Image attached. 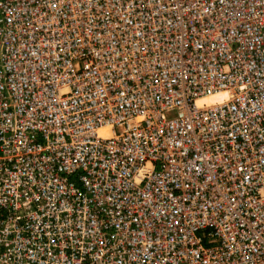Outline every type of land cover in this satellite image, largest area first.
<instances>
[{"label":"built area","instance_id":"obj_1","mask_svg":"<svg viewBox=\"0 0 264 264\" xmlns=\"http://www.w3.org/2000/svg\"><path fill=\"white\" fill-rule=\"evenodd\" d=\"M49 261L264 264V0H0V264Z\"/></svg>","mask_w":264,"mask_h":264},{"label":"rangeland","instance_id":"obj_2","mask_svg":"<svg viewBox=\"0 0 264 264\" xmlns=\"http://www.w3.org/2000/svg\"><path fill=\"white\" fill-rule=\"evenodd\" d=\"M29 264H90V263H74V262H61V261H57V262H47V263H44V262H33V263H29Z\"/></svg>","mask_w":264,"mask_h":264},{"label":"bare ground","instance_id":"obj_3","mask_svg":"<svg viewBox=\"0 0 264 264\" xmlns=\"http://www.w3.org/2000/svg\"><path fill=\"white\" fill-rule=\"evenodd\" d=\"M212 99V98H211Z\"/></svg>","mask_w":264,"mask_h":264}]
</instances>
